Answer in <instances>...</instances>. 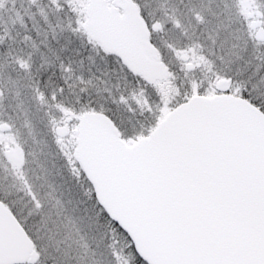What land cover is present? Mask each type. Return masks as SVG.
I'll use <instances>...</instances> for the list:
<instances>
[{
  "label": "snow or ice",
  "instance_id": "snow-or-ice-1",
  "mask_svg": "<svg viewBox=\"0 0 264 264\" xmlns=\"http://www.w3.org/2000/svg\"><path fill=\"white\" fill-rule=\"evenodd\" d=\"M3 141L0 264H264V0H0Z\"/></svg>",
  "mask_w": 264,
  "mask_h": 264
},
{
  "label": "rangeland",
  "instance_id": "rangeland-1",
  "mask_svg": "<svg viewBox=\"0 0 264 264\" xmlns=\"http://www.w3.org/2000/svg\"><path fill=\"white\" fill-rule=\"evenodd\" d=\"M7 119V117H5ZM42 116L33 109L31 112H27L26 108H20L14 111L12 114V122L17 126L19 132V142L25 145V159L28 162L25 165L26 170H35L37 174H40L38 165L45 161L48 162V167L52 168L53 155L46 147V141L49 139L47 135V129L42 123ZM25 121L32 127V134L29 135V128L23 127ZM15 147V145H11ZM32 152L35 155H27L28 152ZM10 153V145L7 141L0 142V172L7 166H9L8 154ZM62 161H56V167L52 168V173L57 179V183H63L61 179V165ZM32 172L29 171V175ZM66 174V173H65ZM67 188V186H65ZM73 191H75L73 189Z\"/></svg>",
  "mask_w": 264,
  "mask_h": 264
},
{
  "label": "water",
  "instance_id": "water-1",
  "mask_svg": "<svg viewBox=\"0 0 264 264\" xmlns=\"http://www.w3.org/2000/svg\"><path fill=\"white\" fill-rule=\"evenodd\" d=\"M10 154H11V153L8 154V159H9V155H10Z\"/></svg>",
  "mask_w": 264,
  "mask_h": 264
}]
</instances>
